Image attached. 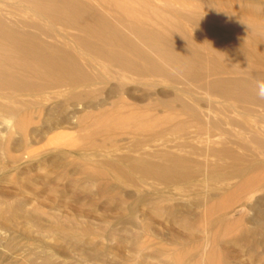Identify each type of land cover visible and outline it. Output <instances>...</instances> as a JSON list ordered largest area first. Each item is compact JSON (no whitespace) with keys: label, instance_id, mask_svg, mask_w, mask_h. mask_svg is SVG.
<instances>
[{"label":"rangeland","instance_id":"rangeland-1","mask_svg":"<svg viewBox=\"0 0 264 264\" xmlns=\"http://www.w3.org/2000/svg\"><path fill=\"white\" fill-rule=\"evenodd\" d=\"M18 1L0 0V11L10 6L20 9L5 17L16 22L19 31L43 42L48 53L52 48L57 49V61L64 63L75 74L87 72L93 76L77 87H66L64 84L67 82L55 77V81L46 88L13 94L14 86H10L0 91V264H264V168L260 169L264 167L261 164L264 161L256 160L258 154L264 155V147L246 140V136L230 124L227 126L223 116L216 113L217 107L226 108L222 104L224 99L216 98L201 88L204 82L212 79L206 78V73L213 70L224 73L213 78L236 77L234 72L225 68V61L235 59L237 62L238 59L237 63L248 62L246 65H249L251 59L237 55L224 43L223 35L211 37L207 34V26L195 24L191 19L189 22L179 15L180 10H186L203 18L227 16L232 22L245 21L264 29V0H158L160 4L157 0H116V3L103 0L109 5L107 12L97 6L102 4V0H86L97 6L109 20H112L113 14L136 11L147 26L164 24L167 30H171L173 26L170 24H174L171 36L186 38L190 43L187 50L174 53L198 63V68L204 72L201 77L206 79L196 77L188 83L184 76L178 75L151 53L147 43L143 44L145 40L160 44L149 32L142 39L130 34L129 31L140 26L141 22L112 21L120 29L122 25L126 26L129 30H123V33L150 54L176 82L163 78H152L148 82L133 80L137 78L107 63L95 61L85 52L82 42L68 40L46 17L30 11ZM157 10L160 14H153ZM239 32L242 33L243 29ZM69 33L86 43L92 42L82 33ZM163 48L170 50L167 45ZM73 60L83 64L80 71L73 65ZM31 63L46 71L38 61ZM145 67L149 69V66ZM257 68L264 72V66ZM1 78L7 81L10 77ZM30 78L34 84L42 83L40 78ZM244 78L248 84L259 86L256 76L244 75ZM15 81V84H21L20 80ZM122 89L128 94L124 96L125 103H116ZM90 91H95L93 96L77 104L80 110L95 114L85 118L81 126L77 125L75 118L66 120V113L77 107L76 102L68 101L69 96L75 92ZM174 98L188 103L195 110L208 113L210 121L220 122L222 128L229 132L223 136L231 137L242 147L225 145L227 148L245 160L252 161L254 158L256 162L242 164L243 168L247 166L240 180L214 183L208 173L210 164H205L213 159L203 161L204 158L198 154L204 153L207 148L205 143L213 139V134L220 132H215L205 122L202 123V131L198 132V127L190 123L191 113H180L178 102L169 104ZM214 105L217 106L215 109ZM247 105V111L243 107V111L234 109L227 115L238 121H241L240 118L247 120L248 125L264 133V123L258 126L252 122L254 118H264V107ZM209 106L213 109L209 110ZM247 107L252 111H248ZM99 110L103 112L98 116ZM13 114L18 119H26L25 134H19L13 127L3 130ZM175 114L181 118L174 119ZM202 120L208 119L203 117ZM179 123H185L186 130L173 132V125ZM10 124L15 125V121ZM148 125H157V130H161L148 133L130 131L134 126ZM102 135L115 137L110 142H102ZM20 141H23L21 145ZM181 143L188 148L185 145L180 147ZM169 154L203 164H190L187 171L191 177L186 180L165 182L131 171L128 164L121 161L141 155L144 159L171 167L169 163L156 159V156ZM255 155L258 157L255 158ZM108 163H114L126 175L113 172V164ZM226 163V168L232 165L228 161ZM83 166L94 168V172L104 171L108 181L105 179V183L99 185L90 181L80 172ZM174 170L180 171L178 168ZM239 184L243 190L235 200L225 202L222 211L211 216L204 215L205 203L218 202ZM223 185L224 190L219 189ZM115 192H119L118 196ZM109 195L114 198L111 200ZM152 202L166 206L158 212L152 209ZM198 202L201 204L195 208ZM12 205L13 209L8 212L5 207ZM187 211L190 212V222L182 224L180 218ZM68 231L73 232L80 243L79 240L75 242ZM190 234L192 239L187 240ZM238 234H242L243 238Z\"/></svg>","mask_w":264,"mask_h":264},{"label":"bare ground","instance_id":"bare-ground-1","mask_svg":"<svg viewBox=\"0 0 264 264\" xmlns=\"http://www.w3.org/2000/svg\"><path fill=\"white\" fill-rule=\"evenodd\" d=\"M19 1L22 4H24V6L27 7L30 11L32 12L34 11L36 13L39 12V14L43 15V17H46L53 24V26L58 28V30L61 31L66 38H68V40H71L77 43L79 42L80 44L82 42L85 46L83 48L85 49V52L89 54L90 56H92V58L95 61L107 63L108 65L116 67L120 72L127 73L128 75L134 76L135 78H137L133 80H137L141 82H148L152 78H163L166 80L176 82V79H174L172 75H169L168 73L166 74L164 70L156 64V62L152 59L150 54L144 51L140 46L135 44L132 40H130L123 33V30H127V31L129 30L127 29L126 26L122 25L123 29L122 28L120 29L113 24L112 22L113 20L117 23H121V22L139 23L141 22L140 26H138L137 28H132L133 30L129 31L130 34L134 36L135 38L140 37L142 39L144 34L146 32H149V34L155 39H157L160 44L158 43L155 44L152 42L150 43L149 41H146V40L143 42V44L147 43L151 48L150 52L153 53L158 58H160L161 60H163L166 63V65L172 67L173 70L178 75L184 76L187 83L192 82L193 79H195L196 77L199 78L204 74L202 69L198 68V63L188 60L187 58L174 53V51H177V50H184V49L187 50L190 46L189 45L190 43L188 42L186 38L181 39V38H174L173 36H171L172 31L175 28L174 24H170V26H173L171 30L169 29L167 30L164 27V24L156 25V26L154 25L147 26L146 22H143V20L139 18L140 15L136 11H125L121 15L113 14L114 17L112 18V20H109L108 18H106L105 14L100 12V10L107 12L109 8V5H107V2L103 0H102V4L97 5L95 3L100 8V10H98L97 6H94L92 3L86 0H19ZM109 2L110 0L108 1V3ZM113 2L116 3L117 1L113 0ZM16 11L19 12L20 9H16L12 6L7 7V8L5 7L2 12L0 11V91L10 86H14L13 94H16L17 92L19 93L20 91H23V90L29 91L33 89L46 88L48 85H51L52 82L55 81V77L58 79H61L62 81L67 82L66 84H64V86L66 87H70V86L77 87L78 85L84 82H87L89 81V79L92 78L93 75L88 74L87 72L86 73L81 72L79 75L75 74L72 70L67 68V66L64 63H60L57 61L55 57V54H57L58 52L57 49L52 48V51L48 53V49L46 48L47 46L43 42L39 41L38 39H36L29 33H26L24 31H19L17 29L18 27H16L17 25L16 22L9 21L8 18L5 17L6 14L9 16L10 14L11 15L15 14ZM157 12L159 13V11L157 10L153 14H157ZM179 13H180L179 15H182L184 19L186 18L188 21L189 19H191V21L195 22V24L200 23L202 25L207 26L208 28L207 34L209 36L219 38L223 35L224 43L230 49L236 51L237 55L239 56L247 58L248 60L251 59V62L249 65H246L248 64V62H246V64L237 63L238 59H237V62L235 59H230L229 61H225V64H224L225 68H227L229 71L231 70L232 72H234V75H236V77L228 78V79L213 78L220 74H224L220 72V70L219 71L213 70L209 73H206L207 74L206 78H212V79L207 82H204L205 84L203 83L201 85V88H204L208 94L215 96L216 98L224 99L222 101V104L226 108L220 107V106L217 107L216 105H214L215 106L214 109L217 107L216 110L218 111L216 113L223 116V118L225 119L224 121H227V126L230 124V126H233V128H237L238 130H240V132L246 136L245 137L246 140L253 142L254 144H256V146L258 145L260 148L264 147V133L260 132L258 129L254 127H251V125H248L247 124L248 121L246 120L247 121L246 122L244 119L238 117L239 115H236L235 117L240 118L241 121H238L239 119L235 120V118L234 119L232 118L233 116L231 117L230 115L229 116L227 115L228 113H230L231 110H234V109L236 110L239 109L241 111L245 109V111H247V109L245 108V105L247 104H248L247 106L254 104L258 107H264V99L260 98V96L258 95L259 86L248 84L246 80H244L246 79L244 78V75L246 76L254 75L256 76L257 78L256 80H258V82L260 83L264 82V72L259 71V69L257 68V66H260V65L264 66V29H262L259 26H254V25L252 26L250 23L245 22V21L244 22L243 21L242 22H237V21L232 22V19H230V17H227V16L223 18H219L216 16L203 18V17L198 16L197 14H194L192 11L180 10ZM231 24H232V27L230 28H233L235 32L231 31V29L228 27V26H231ZM242 29H243V32L240 33L239 31ZM69 31H74L76 33H82L84 36L91 38L92 42L86 43L82 39H79V37H77L76 35L70 34ZM165 45H167L170 50L164 49L163 46ZM106 47L110 49H106ZM116 49H122L124 52H118ZM131 58H134L135 60L139 61L141 64L137 61L132 60ZM34 60L42 64V66L46 69V71H43L38 66L31 63V61H34ZM248 60H245V61H248ZM72 63L74 66H77L78 68L77 70L80 71L83 64L80 62H75L74 60ZM146 65L149 66V69L145 67ZM48 69L51 72L50 75H48ZM1 76H9L10 78L6 79L7 81H5L3 80V78H1ZM21 76H23L24 78L23 79L19 78ZM30 76L40 78L42 83L34 84ZM94 77L96 78V76ZM201 78L203 80H206L203 77ZM121 79H123V77ZM15 80H17L18 82L20 80L21 84L20 85L15 84L14 83ZM124 80L126 79L124 78ZM152 82L154 81H151V83ZM94 93L95 91L94 92L90 91L86 93L75 92L69 96L68 101L69 102L74 101L77 104L82 99H87V98L92 97ZM125 95L127 96L128 94L124 89H122L118 97L116 98V103H125V97H124ZM176 102H178V107L181 110L180 113H186V114L191 113L190 123H193L192 126L196 125L198 127L197 128L198 132L202 131L203 129L202 123L205 122L204 124L205 125L207 124L206 126H209L213 130L215 129V132L218 130L217 132L221 133V134L220 133L213 134V137H212L213 139L205 143L207 147L205 150L206 151L208 150V151L206 152L204 150L205 151L204 153L200 152L198 154L199 157L201 156L204 158V159L202 158L203 161L208 158L213 159V161H211L210 163H205V164H210L209 165L210 169L208 173H210V175L214 179V183L216 181L217 182L216 184L218 183L223 184L233 179L240 180V178L243 177L245 168L247 166L245 165V167L243 168L242 164L243 163L251 164L252 162H256V161H253L254 158L252 161L245 160L243 156H241L240 154L239 155L236 154L229 147L227 148L225 145H231V146L233 145V146H236L237 148H242V147H240L238 143L235 142L231 137L230 138L226 136L224 137L223 135H228L229 132L225 131L224 127L222 128L223 125L221 126L220 122L215 121V120L210 121L209 120L210 116L208 113L200 111V110H195L188 103L178 100L177 98H174L173 100H171L169 104L173 105ZM84 108L86 109L88 107L84 106ZM208 108L209 110L213 109L212 106H209ZM250 110L248 108V111ZM254 110L255 109H253V111ZM261 110L262 109H260V112ZM102 112H103L102 110L101 111L99 110L97 112L98 116L101 115ZM94 114H95L94 112L86 113L84 109L80 110L77 104L76 108H72L66 113L65 118L66 120H71L75 118L77 120V125L81 126L85 118H88L89 116L91 117ZM104 114H107V112H105ZM175 115L176 117L173 116L174 119H176L177 117L178 118L180 117L177 114ZM255 115H253V117ZM203 117H205L208 120L203 121L202 120ZM168 119H171V118H168ZM252 120H253L252 122L256 123V125L258 124V126L264 123V118L262 117L261 119L254 118ZM12 121H15V125L10 124V122ZM25 121H26L25 118L18 119L16 114H13L10 117V120L8 123L9 125L7 124L4 127L1 125V127H3V130L5 131L13 127L14 129L17 130L19 134L23 135L25 134V129H26ZM93 123H97V122L93 121ZM186 123H189V122H186ZM190 125L191 124H189L188 126L192 127ZM224 125H225V122H224ZM158 128L159 127L157 125H151V126L148 125L145 127L134 126L132 130L130 131L131 133H148L151 131H155ZM186 128L187 127L185 123H179V124L173 125V128L171 130L173 132L175 131L181 132L183 131V129L186 130ZM220 128L222 131H220ZM114 137L115 135H102L101 139H102V142H110L112 139H114ZM21 142L23 141L19 142L20 145H21ZM184 145H185L184 143H181L180 147L184 148ZM213 147L216 149L218 147L219 149L214 150ZM191 150H194V149H191ZM258 155H259V158H258L259 160L258 159L256 160L259 162L264 161V155L262 154L261 155L258 154ZM258 155L257 156L255 155V158H257ZM140 156L138 155V157L137 156L127 157L121 161L125 164H128V167L129 169H131V171L134 170V171L141 173L142 176L144 177L146 176L147 178L149 177V178H153V179H157V180H161L165 182L186 180L191 177V174L187 171L190 164H196V166L198 164H203V163L196 162V160L195 161L188 160L185 158L177 157L172 154H169V156H163V157L156 156V159L158 161L169 163L171 167H168L164 165H159V163L152 162ZM153 159L154 158L152 157V160ZM225 160L230 162L228 163L229 165L230 164L232 165L226 168L227 163ZM108 164H113L111 165L113 172L115 170V173L117 171L120 174L122 173V175H126L125 173H123L124 170H121L122 171L121 172L119 170L120 167H118L117 169L116 168L117 166L115 165L116 166L115 167L114 163H108ZM261 164H264V163L261 162ZM174 168H178L180 169V171H176L174 170ZM262 168L264 167H260V169ZM207 169H206V172L208 171ZM80 172L85 174V176L89 178L90 181L95 182L98 185L102 184L105 181V179L106 181H108L107 174L104 171L99 170V171L94 172V168L89 167V166H83ZM108 185L110 184H107V186ZM222 187H225V185L220 186L219 189H223ZM235 187L236 188L232 193L230 192L229 195L219 200L218 202H214L211 204L205 203V205L203 206L204 215L211 216L214 213L222 211L224 209L223 205L225 202L228 203V202L235 200L238 197L239 192L243 190V187L241 188L240 184L239 186H235ZM247 187L249 186L247 185ZM112 193H110V195H112ZM115 193H116V196H118L117 193L119 192H115ZM105 194H107V192ZM110 195H109V198H110ZM112 196L110 198L111 200L114 198V197L112 198ZM102 197H105V196H102ZM117 200L119 201L118 198ZM122 201L123 200L121 199L120 202ZM117 203L118 202L116 201V205H118ZM123 204L125 203L123 202ZM200 204L201 202H198L195 204L194 207L198 208ZM107 205H110V204L107 203ZM165 206L166 204L162 205V203L160 202H154V203L152 202V209L158 210V212L164 209ZM5 208L9 212L13 209V205L12 207L7 206ZM4 209H2L1 211L3 212ZM169 209L167 210L169 211ZM189 213L190 212L188 211L185 212L183 217L180 218L182 224H188L190 222V221L188 222ZM67 233L68 235H70V237H72V239L75 242L79 240L77 237H74L73 232L68 231ZM238 237L243 238V235L238 234ZM186 238L187 240H191L192 235L190 234ZM79 243H80V240H79Z\"/></svg>","mask_w":264,"mask_h":264},{"label":"clouds","instance_id":"clouds-1","mask_svg":"<svg viewBox=\"0 0 264 264\" xmlns=\"http://www.w3.org/2000/svg\"><path fill=\"white\" fill-rule=\"evenodd\" d=\"M260 98L264 99V82L259 83V93Z\"/></svg>","mask_w":264,"mask_h":264}]
</instances>
